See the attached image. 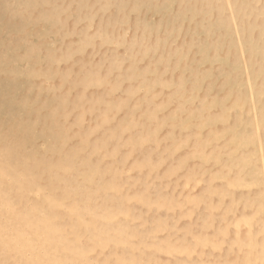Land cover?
<instances>
[{"label": "bare ground", "instance_id": "obj_1", "mask_svg": "<svg viewBox=\"0 0 264 264\" xmlns=\"http://www.w3.org/2000/svg\"><path fill=\"white\" fill-rule=\"evenodd\" d=\"M0 264H264V0H0Z\"/></svg>", "mask_w": 264, "mask_h": 264}]
</instances>
